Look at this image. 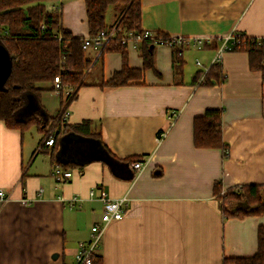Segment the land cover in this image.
<instances>
[{
    "label": "crops",
    "instance_id": "0c3cea01",
    "mask_svg": "<svg viewBox=\"0 0 264 264\" xmlns=\"http://www.w3.org/2000/svg\"><path fill=\"white\" fill-rule=\"evenodd\" d=\"M45 7L60 13V26L72 35L88 36L84 0H47ZM140 7L141 29L188 40L180 48L182 68L176 71L171 47L153 45V68L143 69L139 80L99 86L120 69L121 54L99 57L100 50L88 45L91 63L65 122L91 121L112 155L147 157L146 165L139 172L119 168V176L100 160L65 167L52 159L50 146L38 149L42 132L33 141L28 129L0 121V188L9 195L0 201V264H73L78 242L87 241L100 220L99 189L110 198L127 197L123 216L106 223L95 251L102 264H224V258L256 251L264 213L224 217L213 186L264 184V75L249 69L245 52L228 50L219 61L221 84L194 77L215 62L228 35L264 38V0H141ZM116 21V9L108 17L106 11V24ZM196 37L203 39L201 48L192 44ZM126 52L128 65L142 68L139 48ZM9 65L0 43V84ZM59 102L52 89L40 95L50 116L58 115ZM207 108L223 111L226 157L222 148L193 144V118ZM55 163L81 167L82 174L74 171L59 183L50 173ZM74 195L81 200L70 208Z\"/></svg>",
    "mask_w": 264,
    "mask_h": 264
},
{
    "label": "trees",
    "instance_id": "16d2710c",
    "mask_svg": "<svg viewBox=\"0 0 264 264\" xmlns=\"http://www.w3.org/2000/svg\"><path fill=\"white\" fill-rule=\"evenodd\" d=\"M47 0H0V43L10 56L8 73L0 86V121L8 128L19 129L21 132L35 126L44 132L52 127L54 143L51 146V157L56 162L64 161L66 166H81L92 160L105 162L115 175L119 176V168L129 169L131 162L139 156L116 158L102 143L98 125L89 120L77 124L62 123L55 116H50L47 109L40 103V95L45 90L39 83H51L56 75L60 76L62 87L59 90V112L62 109L63 87L72 86L75 91L84 84L85 72L90 66L86 56V37H95L102 30L112 25L105 22V14L110 6L117 11V36L107 41L101 48L99 57L104 52H119L121 67L112 75L101 80L99 86H123L137 81L142 70L153 68L152 45L142 40L139 52L142 68L130 67L127 62L126 47L120 43V36L132 30H140L141 0H84L88 36L72 35L60 26V13L47 10ZM115 23V24H116ZM60 33L59 40L56 34ZM157 35L168 39L163 32ZM237 40L231 41L232 51L247 54L250 70H259L264 75V38L248 37L237 33ZM173 62L176 71H180L183 59L178 48L173 47ZM202 75V84L219 85L224 80L219 62L211 64L203 73H196L194 81ZM53 90V89H52ZM33 109L24 112L27 103ZM58 112V113H59ZM222 109L207 108L193 118V144L197 148H222L223 157L228 155V146L222 134ZM68 133L82 136L80 140L70 142L66 153L59 157L60 138ZM63 165V167H64ZM118 172V174H117ZM134 171L128 174L133 178ZM214 194L219 199V209L224 217L259 215L264 213V184H245L223 190L219 182L213 186ZM220 195V196H219ZM257 248L251 256L224 258V264H264V223L257 227ZM91 264H102L101 255L93 253Z\"/></svg>",
    "mask_w": 264,
    "mask_h": 264
},
{
    "label": "built area",
    "instance_id": "2783aa9c",
    "mask_svg": "<svg viewBox=\"0 0 264 264\" xmlns=\"http://www.w3.org/2000/svg\"><path fill=\"white\" fill-rule=\"evenodd\" d=\"M119 28L117 27V23L113 24L111 28L108 30H102L95 37H86L84 39V45H92L96 49L101 50L102 46L109 40L114 39L117 36ZM56 37L60 40L62 38L60 33L56 34ZM238 34H230L225 37L218 47L216 48V53L214 57L215 62H219L221 60L222 54L225 51L230 50L231 48V41L237 40ZM120 43L127 47L138 48L142 40L148 41L152 46L153 45H166L171 48L175 47L180 50L183 44L187 43L188 40L183 37H168V39H164L162 36L157 35L153 31H148L144 29L140 30H132L124 35L120 36ZM192 44H194L197 48H201L203 44L202 38H194ZM199 64V62H197ZM51 88L54 92L59 94V90L62 87L60 76L56 75L52 82L50 83ZM75 89L70 85H65L63 87V108L60 110L58 115L56 116V121L59 120L62 123H65L66 118L68 117L69 111L67 109V105L72 98ZM52 127L48 128L43 136L38 149L42 145L52 146L54 143V138L51 133ZM164 136V132L158 133V139H161ZM147 163V157H140L136 158L131 162V167L135 169V171L139 172ZM77 172L78 174H82L81 167L73 168H64L63 166L55 163L51 167V175L55 181L59 183H63L70 179L73 173ZM223 194V190L221 191ZM89 196H95V191L90 189ZM9 195L0 188V201H6ZM98 199L102 202V211L100 214V220L95 221L92 223L90 230V237L87 241H80L78 242L77 251L74 256V263L73 264H91L92 255L95 253L97 247L99 246V242L104 230V227L107 222L111 220L120 219L123 216L124 206L127 204V197L121 196L119 198H110L107 193L103 189H99ZM81 199L79 196L74 195L69 200V207L72 208L73 206L78 205V202ZM26 203L27 200L24 199Z\"/></svg>",
    "mask_w": 264,
    "mask_h": 264
},
{
    "label": "water",
    "instance_id": "95a60500",
    "mask_svg": "<svg viewBox=\"0 0 264 264\" xmlns=\"http://www.w3.org/2000/svg\"><path fill=\"white\" fill-rule=\"evenodd\" d=\"M10 66V65H9ZM9 70V68H8ZM8 70H7V73H8ZM6 73V75H7ZM6 77V76H5ZM5 79V78H4ZM4 81V80H3ZM3 84V83H2ZM0 84V86L2 85ZM83 137L82 136H79V135H74V134H71V133H68L64 136H62L60 138V143H59V149H58V153L57 155L59 157L62 156V154H64V152L66 151L67 147L69 146V142L72 141V140H78V139H82Z\"/></svg>",
    "mask_w": 264,
    "mask_h": 264
},
{
    "label": "rangeland",
    "instance_id": "374dc122",
    "mask_svg": "<svg viewBox=\"0 0 264 264\" xmlns=\"http://www.w3.org/2000/svg\"><path fill=\"white\" fill-rule=\"evenodd\" d=\"M114 6H110L108 9H107V17L112 13V11H114ZM111 17V16H110ZM44 83H39L38 85H43ZM49 108V105L47 106ZM33 109V105L32 103H27L26 106L24 107V112H29L30 110ZM56 122V119L54 121V123ZM26 135H32L33 136V141H35L37 138H38V132H37V129L35 126H31L26 132H25ZM224 194V192H223ZM223 194H220V195H223ZM219 195V196H220ZM218 199H221L218 197Z\"/></svg>",
    "mask_w": 264,
    "mask_h": 264
}]
</instances>
